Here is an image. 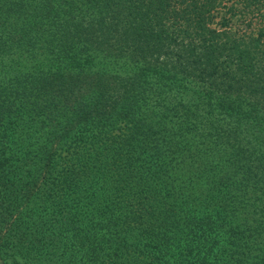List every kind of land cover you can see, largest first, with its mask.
I'll return each mask as SVG.
<instances>
[{
    "label": "trees",
    "instance_id": "16d2710c",
    "mask_svg": "<svg viewBox=\"0 0 264 264\" xmlns=\"http://www.w3.org/2000/svg\"><path fill=\"white\" fill-rule=\"evenodd\" d=\"M241 2L239 39L227 0H0L4 264H264V0Z\"/></svg>",
    "mask_w": 264,
    "mask_h": 264
},
{
    "label": "rangeland",
    "instance_id": "374dc122",
    "mask_svg": "<svg viewBox=\"0 0 264 264\" xmlns=\"http://www.w3.org/2000/svg\"><path fill=\"white\" fill-rule=\"evenodd\" d=\"M235 3V6L238 8L233 9L231 11H227V8L225 7H220L219 10H217L215 21L212 25V27H218L220 28V22H221V16L226 15L228 18H230V24L229 26L231 27V31L233 32V38H242V34L244 33V28L248 24V22H253V25L261 26V21L260 19L256 21V19L252 18V15L248 14L246 16L242 15V2L241 0H227V4L229 6L231 4ZM256 23V24H255ZM256 26V27H257ZM254 27V29H256ZM0 264H4L3 261L0 259Z\"/></svg>",
    "mask_w": 264,
    "mask_h": 264
}]
</instances>
